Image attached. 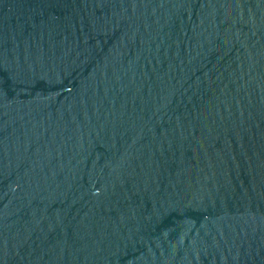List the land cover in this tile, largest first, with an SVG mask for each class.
I'll use <instances>...</instances> for the list:
<instances>
[{"label": "water", "instance_id": "water-1", "mask_svg": "<svg viewBox=\"0 0 264 264\" xmlns=\"http://www.w3.org/2000/svg\"><path fill=\"white\" fill-rule=\"evenodd\" d=\"M0 264H264V0H0Z\"/></svg>", "mask_w": 264, "mask_h": 264}]
</instances>
